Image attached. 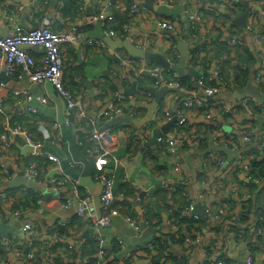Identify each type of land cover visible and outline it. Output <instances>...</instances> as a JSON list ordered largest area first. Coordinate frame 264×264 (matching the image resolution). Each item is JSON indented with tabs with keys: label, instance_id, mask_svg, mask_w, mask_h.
<instances>
[{
	"label": "crops",
	"instance_id": "crops-1",
	"mask_svg": "<svg viewBox=\"0 0 264 264\" xmlns=\"http://www.w3.org/2000/svg\"><path fill=\"white\" fill-rule=\"evenodd\" d=\"M109 1L0 0V9H7L14 23L35 27L40 25L44 19H52L53 28L57 31H66L72 24L81 30V36L77 41L67 44L65 49V86L69 91L79 95L82 100V109L75 110L74 118L76 120L80 111L83 110L87 113L88 118L96 123L97 127H103L102 122L114 118L102 115V112L113 102H119L127 114L139 119L144 118L149 111L148 106L156 98V95L136 87L135 81L153 86L156 90L163 88L164 84L158 82L146 71L147 67L160 65L157 60H149L146 57L138 58L130 55L124 48L113 50L102 38L98 37H95V40L103 41L106 47L99 49L85 44L86 37H90V34L104 31L110 35V29L116 32L115 36L110 35L115 40L130 39L137 47L145 51L162 53L171 62V65H177L180 60L178 41L188 38V27L194 42L190 45L191 54L185 69L186 75H193L197 78L202 70L205 73L221 71L223 77L229 82L231 81L230 85L222 86L216 96L217 99L224 101L243 99V97H236L234 93L237 88L243 87L248 81L264 91V83L258 85L255 79L260 70L261 57L257 52L260 45L254 41L256 34L264 36V14L258 13L252 18L248 12L250 5L257 7L260 12L264 8V0H235L232 6L227 7L222 6L224 0H165V3H162V0H154V3L169 7L184 5L185 10L179 11L177 16L158 13L146 5L147 0H136L148 8V11L138 14H131L129 9H120L117 3L110 7L108 6ZM124 5L130 7L129 0H125ZM190 7L197 9L199 20L189 19V26H187L183 14L186 13V18H189L187 13ZM103 10L113 12L115 19L112 22L103 23L99 19L94 20L93 17ZM244 12H247V17L241 21H245V27L241 21L237 20ZM161 19L174 21L180 31L174 34V32L160 27L158 20ZM98 22H101V25L97 24ZM7 23V19H0L1 33L4 32ZM231 36H236L244 41L248 49L230 44L228 38ZM199 43L202 47L200 50L198 49ZM261 44L264 46V40L261 41ZM117 51L132 56L135 61L134 65L122 68L116 65L112 60V55ZM31 52L37 60H41L45 51L32 47ZM169 71L174 70L171 68ZM198 72L199 74H197ZM14 76H10L11 79L8 82L0 78V86L3 87L0 91V101L3 102L7 117L25 126L35 140L41 143L42 151H49L57 155L65 171L80 177L81 186L91 196L89 206L94 215L100 216L103 212L100 201L102 184L95 175L99 171L106 170L110 176H114L117 194L116 205L119 206L122 214L113 219L111 226L102 229L106 243L109 244L108 256L115 260L113 264H147L146 257H149L154 249L155 255L158 253L157 241L166 238L170 240L169 235H175L172 223H175L177 219L174 216L182 205H184V210L186 209L189 200L200 205L202 209L206 205L225 206L231 213L243 217L241 228L237 233L236 231L227 233L223 223L212 221L208 217L205 219L200 217L203 222L198 225L202 228L204 237L203 249L209 250L214 255H219L225 251V245H227L229 247V264H245L246 259L250 256L254 257L253 264H264V239H259L254 223L257 215H264V196L262 193H257L256 196V191L252 195L249 187H246L244 192L233 196L231 184L241 181L244 177L237 172L225 173L223 184L218 186V176L222 175V169L215 168L213 161L207 159V154L211 151L218 152L228 161L235 159L238 155L229 158L228 154L215 149L219 146L214 144L213 130L201 111L196 108L187 111L191 131L190 139H187L186 143H181L176 153L163 151L167 146L165 143L157 142L156 146L145 145V142L152 139L156 129L169 119V117L162 116V120L146 141L135 143L131 138L132 134L143 129L144 125L138 128L131 123H122L113 127L116 145L111 150V154L106 155L100 162L86 155L85 148L89 144L88 139L82 141L76 135L80 131L81 125L76 128L64 126L58 132V137L54 136L53 123L55 120L63 121L65 119L68 107L66 97L61 95L54 85L50 81L34 84L24 74ZM84 79L90 81L91 84L88 86ZM31 93L46 98V101L34 99L31 104L36 110L19 115V112L24 109L28 94ZM202 96L205 94L202 93ZM118 97L123 98L118 100ZM244 99H248L252 103H262L248 96ZM180 101V92L169 89L164 93L158 111L175 109ZM213 119L224 134H236L237 137H241L244 133L252 134L254 140L247 148L261 145L260 136L264 129L263 115L249 113L246 115L240 111L233 116H227L218 109L215 111ZM195 133L199 134L197 139ZM163 135L167 136L164 133ZM17 142L18 144H14L10 152L12 155L9 161L10 168L21 174L17 170V166L25 170L31 161H35L41 174L51 172L54 165L47 157L32 155V150L27 149V145L21 137L17 138ZM241 152L244 153V150ZM246 155L250 159L254 157L253 153ZM263 157L264 154L260 159ZM71 158L81 159L85 162L81 173L78 169L67 165V160ZM176 166H179V170L175 169ZM1 172L0 168V175H2ZM12 178L9 169L7 179H0L1 187L4 188ZM209 180L212 182L216 180L213 188L206 187L205 184ZM168 183L172 189L165 188ZM145 188L153 191V197L146 204L141 205L135 199L134 193L136 190ZM122 192H125V196L120 195ZM65 193H68L70 197L53 198L49 201L44 198L43 212L35 209L28 210L25 217L43 225L39 233L41 234L40 240H46L52 244L53 250L57 253L58 264H83V259L92 254L89 253L91 249L94 251L92 242L93 234H96L95 229H90L89 225L84 223L83 227L85 228L80 232L76 228H73L72 232L61 231L58 226L55 236L52 233L53 238L48 235L47 231L43 232L47 225L69 220L75 215L77 200L72 197L73 195L69 191ZM249 195L253 196V200L249 198ZM68 201L71 206H63V203ZM125 215L139 220L142 225L146 223L147 219L152 224L142 231H137L133 229ZM84 220L86 219L84 218ZM5 223L7 224L6 234H0L4 237L16 236L19 244L25 245L33 236L32 233L23 232L21 221ZM185 224L187 225V223ZM185 224H181L180 232L182 230L186 232ZM67 226L68 224H65L62 227ZM86 232L89 235L83 236ZM116 236L126 241V248L120 249L115 244ZM79 238H84L85 243H77L78 245H74L71 251L68 241ZM36 240L35 245L40 241ZM152 241H154V249L150 248ZM169 246L176 255L189 257V264H196L200 258L197 249L190 252L185 249L183 243L174 241V238L170 240ZM80 248L83 250L82 253L78 251ZM9 254L15 264H25L15 257L13 250H10ZM46 263L54 264L52 260L42 261L41 264Z\"/></svg>",
	"mask_w": 264,
	"mask_h": 264
},
{
	"label": "built area",
	"instance_id": "built-area-1",
	"mask_svg": "<svg viewBox=\"0 0 264 264\" xmlns=\"http://www.w3.org/2000/svg\"><path fill=\"white\" fill-rule=\"evenodd\" d=\"M125 0H110L108 6L112 7L114 4H118L120 9H129L131 14H138L141 12L148 11L145 4L139 3L136 0H130V7L124 5ZM162 0V3H165ZM235 0H224L222 2L223 7L232 6ZM197 9L190 7L188 10L189 19L192 21L199 20ZM250 17H255L258 13L264 14V8L259 12L257 7L253 5L249 6ZM7 19L8 23L4 29V32H0V73L5 71L7 75L15 77L14 75L21 74L26 77L34 84H40L45 81H50L61 95L66 97L68 101V107L66 110V117L63 121L55 120L53 123L55 132L54 136L58 137V132L64 126L79 127L80 131L77 132V137L80 139L81 135H84L89 140V145L86 147V155L93 158L95 161H103L104 157L111 154V150L116 145V137L114 129L100 130L93 120L88 118L85 111L81 110L76 120L75 110L82 109V100L79 95L75 92L69 91L64 82V69H65V49L67 44L75 43L81 36L80 29L75 25H70L66 31H57L53 28L52 19H44L42 23L35 27L23 26L19 23L12 21L11 15L7 12V9H0V19ZM94 20H101L103 22H112L115 19L113 12L103 10L97 13ZM158 25L167 31L178 33L177 24L170 19L158 20ZM111 36H115L116 32L113 29L109 30ZM84 40V38H83ZM86 45L95 46L99 49L106 47V44L101 40H95V38H86ZM264 40L263 35H255L254 41L257 45H260L258 52L260 53L261 63L260 70L258 71L255 79L258 85L264 83V46L261 41ZM228 42L232 45L245 47L246 43L236 36L228 38ZM201 43L198 44V49H202ZM34 45H40L44 47L45 52L41 60H37L31 52V48ZM177 53V51H175ZM178 55V53H177ZM113 62L120 68L124 66L130 67L134 65L135 61L132 56L121 54L118 51L112 55ZM146 71L149 72L158 82L166 85L173 91L180 92L181 101L172 110H159L156 115V120L148 122L143 129H139L138 132L132 134V141L141 142L146 141L150 135L154 132L156 126L162 120V116L171 117V113L177 116V120L172 129V135H162L158 138V142L167 146L163 151L168 153H176L178 146L181 143H186L187 139H190V128L187 111L192 109H198L201 111L208 121V125L213 130L214 144L218 146H226L237 149L240 154L235 159L227 160L218 152L211 151L207 154V159L213 161L215 168L222 169V175L218 176V186L223 184V178L227 172H237V174L243 175L241 181H237L231 184L233 196L244 192L247 187V182L251 181L260 186H264V179L260 180L256 177L248 176V172L252 168L250 164V158L243 152L248 145H250L254 137L252 134L244 133L241 137H237L233 134H224L219 126L215 123L213 117L215 111L218 109L222 110L227 116H233L238 112L242 111L244 114L247 113L252 115H263L264 116V102L252 103L248 99H241L237 101H224L217 99L216 96L219 94L220 89L224 85H230L228 79L224 78L221 71H215L214 73H200L196 87L192 90L186 89L182 85V74L177 71L165 70L161 65L147 67ZM218 81V85L216 84ZM0 86V91L2 90ZM205 96L214 97L215 100L212 102L207 101L201 94ZM123 97H118L121 100ZM34 99L46 101V98L42 96H36L34 94H28L27 102L24 105V109L19 112V115H25L27 111H35L36 108L31 104ZM126 113L125 109L121 107L119 102H113L109 105L106 110L102 112L105 117H115L117 115ZM4 117V119H3ZM196 139L199 136L198 133L194 134ZM21 137L25 145L33 147L32 155L39 156L43 155L47 157L49 161L54 162V168L49 173H40L39 167L35 161H31L29 166L22 170L17 166V170L27 177H34L35 179L42 182L46 187L59 193H65L69 191L73 198L80 203V206L76 208L75 215L85 218L87 225L95 229V237L99 242V248L94 254L96 261L94 264H113L114 259L108 256L109 244L106 243L105 235L103 234V228L111 226L113 219L121 215L119 206L116 205L117 194L116 184L114 176H110L106 170L99 171L95 175L99 182L102 184V191L100 195V201L102 204L103 212L100 216L92 215L90 209V194L85 191L81 186L80 177L74 176L69 172L65 171L61 165L60 158L49 151L41 150V143L36 141L31 135L30 131L17 121L7 117L3 102L0 101V158L2 161L1 169L2 175L1 180L7 179L9 175V161L12 158L11 149L14 144H18L17 138ZM261 146H264V129L261 133ZM67 165L71 168L78 169L80 173L85 167V162L81 159H68ZM179 170V166L175 167ZM45 174V175H44ZM171 180V179H170ZM169 181V180H167ZM215 181L209 180L205 185L206 187H212L215 185ZM165 188L172 189L170 183ZM153 191L149 188L136 190L134 197L141 205L146 204L151 199ZM121 196H124L122 193ZM251 198V195H249ZM24 204H27L29 208H25ZM44 197L41 193L27 189L25 187L19 189L17 194L9 193L7 191L0 192V219L3 222L10 221H21L22 230L27 234H33L30 240L24 245L19 244L17 237L9 236L3 237L0 234V264H15L12 260V256L9 254L10 250H13L15 257L23 261L25 264H41L42 261L52 260L54 264H58L56 261L57 253L53 250L52 244L46 240H40V231L43 225L39 222H35L25 217L28 210H37L43 212ZM63 206L70 207V202L63 203ZM195 205L190 202L186 207V213L192 216L193 219L200 218L199 215L194 213ZM85 209H88L89 214H86ZM204 212L207 217L215 222H220L225 225V231L227 233H233L241 228L242 222L240 217L231 213L225 206L216 207L214 205H206ZM127 221L137 231H142L150 227L151 221L148 219L143 225L139 223V220H135L129 215H125ZM71 219L66 221L53 222L47 225V228L43 231H47L48 235L52 237V233L55 236L57 233L58 226H63L69 223ZM255 226L259 238H264V215H257L254 219ZM171 224V223H170ZM160 226V225H159ZM174 227L172 230L174 234H179L182 229L181 225L172 223ZM242 231V230H241ZM202 230L199 228L193 229L192 233L187 235L184 239V244L190 245L193 249L199 251V260L196 264H226V259L229 258V247L225 245V251H222L219 255L210 252L209 250L203 249V235ZM53 238V237H52ZM36 239H39V243L35 245ZM116 243L120 249L126 248V241L116 236ZM262 240V239H260ZM155 241V240H154ZM154 241L150 243V248L154 249ZM84 238L70 239L68 241L69 249L71 250L74 245L82 244ZM264 245V243H263ZM15 246V248H14ZM72 251V250H71ZM155 249L153 253H150L147 258V264H157V259L154 257ZM89 257L83 259V264H88ZM162 262L164 264H176L171 257H163ZM254 257L250 256L246 259L245 264H253Z\"/></svg>",
	"mask_w": 264,
	"mask_h": 264
},
{
	"label": "water",
	"instance_id": "water-1",
	"mask_svg": "<svg viewBox=\"0 0 264 264\" xmlns=\"http://www.w3.org/2000/svg\"><path fill=\"white\" fill-rule=\"evenodd\" d=\"M146 5L149 8L155 9L158 13L168 15V16H173V15L177 16L179 14L178 13L179 11L185 10L184 5H180L177 7H169L167 5H162L160 3H154V0H147ZM183 15H185L183 17L185 23L187 24V26H189V22H188L189 18H186V13H184ZM245 17H247V12H244L242 16H240L237 20L241 21ZM241 23L243 24L244 27L246 26L245 21L244 22L241 21ZM97 24L101 25V22H98ZM187 30H188V36H187L188 38L184 40L181 39L178 41V49L180 51V60L177 65H171V62L162 53L153 52V51H145L144 49L137 47L130 39L115 40L114 38H112L110 35H108L104 31L94 33L95 35L90 34V37H86V38H93V37L102 38L104 42H106L110 47H112L113 50L118 49V48H124L130 55L136 56L138 58L146 57L149 60L155 59L160 63V65L165 70H170L172 68V70L177 71L178 73L182 75H186L185 69L188 66V61L190 60V54H191L190 45L194 42L192 35L189 32L188 27H187ZM33 48L34 49L40 48L42 51H45L44 47L40 45H34ZM197 74H199V72ZM0 78L5 82L10 81L11 79V77L8 76L5 71H2L0 73ZM84 81L85 83H87L88 86L91 84L90 81H88L87 79H84ZM134 85L138 88L150 91L151 94L155 93L156 95V98L153 101H151L150 105L148 106L149 111L147 115L144 118L139 119L127 113H123V114L115 116L109 121H105L104 123L102 122L101 124H103V127H98L100 130L112 129L113 127H116L122 123H131L137 126L138 128H140L143 125L145 126V124H147L148 122L157 119L156 115L158 112L159 105L164 98V93L168 91L169 88L166 85H163L162 89L156 90L155 87L144 85L142 83H138L137 80L135 81ZM234 95L236 97H243V98L248 96V97L256 99L259 102L264 101V91H262L259 87L252 84L251 81H248L246 85H244L243 87L237 88L235 90ZM176 120H177V116L174 113H171V117L163 125H161L160 128L156 129L152 139L145 142V145L146 146H151V145L156 146L158 142V138L162 136L163 133L166 134L167 136L172 135V129L176 123ZM27 149L33 150V147L30 145H27ZM215 149L228 154L229 158L236 157L239 154L237 150H233L225 146L215 147ZM10 173L13 178L8 181L7 185L4 188L15 190L20 187H25L27 189L41 193L42 196L48 201L53 198L70 197L68 193H59L57 191L49 189L42 182L35 179L34 177H27V176L16 173L13 168H10ZM69 199H72V198H69ZM194 205H195L194 213H196L203 219L207 218V215L204 212V209H202V207L200 205H197L196 203H194ZM75 206L76 208L79 207L80 203L75 202ZM85 212L86 214H89L88 209H85ZM92 215L94 216V214ZM88 227L90 229H93V227L91 226H88ZM6 229H7V224L0 219V233L6 234Z\"/></svg>",
	"mask_w": 264,
	"mask_h": 264
},
{
	"label": "trees",
	"instance_id": "trees-1",
	"mask_svg": "<svg viewBox=\"0 0 264 264\" xmlns=\"http://www.w3.org/2000/svg\"><path fill=\"white\" fill-rule=\"evenodd\" d=\"M129 3H130V0H129ZM246 48L245 49H248L247 46H245ZM258 52V50H257ZM205 71L202 70V73H204ZM182 77V85L188 89V90H192L196 87V83L198 81V78L199 77H195L193 75H183L181 76ZM238 80H240L238 78ZM231 82V81H230ZM236 82V80H235ZM216 84L218 85V81H216ZM204 97L207 101L209 102H212V100H215L214 97H205V96H202ZM236 136V134H233ZM82 141L83 140H87V138L83 135H81V138H80ZM89 142V140H87ZM89 144H87L88 146ZM86 146V147H87ZM247 148V147H246ZM244 149V153L245 154H249V153H253L254 154V157L252 159H250V164L252 166V168L250 169V172H248V176H252V177H256L260 180H263L264 179V157L262 159H260V157L263 156L264 154V146H261L260 144L257 146H252L251 148H247V149ZM86 149V148H85ZM86 151V150H85ZM238 180H240V178L238 177ZM247 187H249V189L252 191V195H254V191L255 192V195L257 196V193L261 194L262 193V196H264V186H260L256 183H253L251 181L247 182ZM8 189V188H7ZM20 188H17L15 190H11V189H8V191L10 193H15L19 190ZM116 189V188H115ZM122 194L125 196V192H122ZM251 200H253V196H251L250 198ZM127 201V200H126ZM184 202V201H182ZM192 202L189 200V203ZM187 203V205L189 204ZM24 207L27 209L29 208V206L27 204H24ZM175 219H177L175 221V223L181 225L182 223H187V225L185 226L186 228V232H183V230L177 235H169L170 237V240H172L174 238V241L178 242L179 243H183L184 247L186 250H190L193 251V247L190 246V245H186L184 244V239L187 237V235L191 234L193 229H196V228H199V229H202L198 223H202L203 221L198 218V219H193L192 216H189L188 213H186V209L184 210V205L181 206V208L179 209L178 213L175 214ZM243 217H240V222H243L242 220ZM71 220L69 221L68 226L67 227H61L60 226V230L63 231V230H66L67 232H72L73 228H76L79 230V232L85 227H83L84 223L87 224V220H84V218L82 217H79L77 215H73L71 218ZM148 220V219H147ZM152 224V222H150ZM86 235H89L87 234H83V236H86ZM2 236V235H1ZM4 237V236H3ZM177 237V238H176ZM93 242H92V247H93V250L91 249V251L89 253H92V254H89L88 257L90 256V260L88 262V264H94L95 261H96V258L94 257V254L96 253V251L98 250L99 248V242L98 240L96 239L95 237V234H93ZM259 239H264V238H259ZM170 240L168 238L166 239H159L157 241V251L158 253L156 255H154V257L158 258L157 259V264H164L162 262V258L163 257H167V256H170L172 255V260L175 261L176 264H189L190 263V258L189 257H186L184 255L180 256V255H176L175 252H173V250L170 248ZM90 242V241H89ZM85 243V242H84ZM115 244L117 245V243L115 242ZM1 246V244H0ZM85 246V245H84ZM83 246V247H84ZM90 247H91V244H90ZM86 249V248H85ZM79 252L82 253V248H80L78 250ZM189 256V255H188ZM230 263V259L227 258L226 259V264H229Z\"/></svg>",
	"mask_w": 264,
	"mask_h": 264
},
{
	"label": "rangeland",
	"instance_id": "rangeland-1",
	"mask_svg": "<svg viewBox=\"0 0 264 264\" xmlns=\"http://www.w3.org/2000/svg\"><path fill=\"white\" fill-rule=\"evenodd\" d=\"M34 138V137H33ZM35 139V138H34ZM51 164L53 165V163L51 162ZM1 191H7V192H9L8 191V189L7 188H3V187H1V185H0V192ZM10 193V192H9ZM14 194V193H13ZM15 194H17V192H15ZM14 248H15V246H14Z\"/></svg>",
	"mask_w": 264,
	"mask_h": 264
}]
</instances>
